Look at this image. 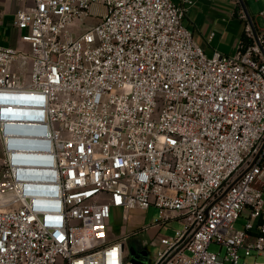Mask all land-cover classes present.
<instances>
[{"label":"built area","instance_id":"built-area-1","mask_svg":"<svg viewBox=\"0 0 264 264\" xmlns=\"http://www.w3.org/2000/svg\"><path fill=\"white\" fill-rule=\"evenodd\" d=\"M194 1L16 10L29 51L0 44V264H135L108 221L152 205L153 226L184 223L153 264H264V10L237 0L240 44L208 55L183 23Z\"/></svg>","mask_w":264,"mask_h":264},{"label":"rangeland","instance_id":"rangeland-1","mask_svg":"<svg viewBox=\"0 0 264 264\" xmlns=\"http://www.w3.org/2000/svg\"><path fill=\"white\" fill-rule=\"evenodd\" d=\"M237 1V0H236ZM247 10L250 15H256L259 11L264 10V0H244ZM237 15L233 18L222 20V16L216 13H211L215 17V22L219 23L218 29L212 27L217 35L216 41L220 37L236 35L244 29V23L240 20L238 10ZM233 10V8H231ZM95 18L88 22H94ZM184 24L190 26L191 31L197 39L202 34L190 24L191 17H184ZM214 26V25H213ZM1 151V149H0ZM160 219V209L155 206H150L147 209L134 208L131 209L128 216L124 217L122 208H112L111 218L108 221L107 233L110 238H123L125 243V257L127 261H132L135 264H153L157 258L158 252L164 247L161 242V237L173 238L177 230L184 227L183 220L171 219L160 226H152ZM246 222L244 216H240L235 222V228H243ZM210 250L220 251V245L212 243ZM226 250L222 248L220 257H225ZM264 259V254L260 260ZM253 257L246 258V261L252 263ZM225 264H231L226 261Z\"/></svg>","mask_w":264,"mask_h":264},{"label":"crops","instance_id":"crops-1","mask_svg":"<svg viewBox=\"0 0 264 264\" xmlns=\"http://www.w3.org/2000/svg\"><path fill=\"white\" fill-rule=\"evenodd\" d=\"M175 2L178 4H183L184 0H175ZM31 3L32 0H0L1 45L12 46L18 50L29 51V44L22 39V36L25 34L26 30L16 26L14 24V18L15 12L18 8L29 6ZM186 7L187 10L184 17L186 15L191 17L190 24L202 34V36H199L197 39L195 38L194 34L193 37L197 43L203 46L205 52L208 55H212L216 50L228 54L234 53L242 40L244 29L236 35V38L229 35L223 38L220 37L216 41L217 35L212 27L218 29L220 24L215 22V17H213L211 13L221 15L222 20L224 21H226L227 18H233L235 15H237L238 3L236 0H195L192 4L187 3ZM231 8H233V10ZM240 20L243 23L245 22L241 18ZM185 26L191 30L190 26ZM192 33H194L193 30ZM19 61L22 62V59H19ZM25 65L29 66L30 60L27 59L25 61ZM260 257L261 255L259 258Z\"/></svg>","mask_w":264,"mask_h":264}]
</instances>
